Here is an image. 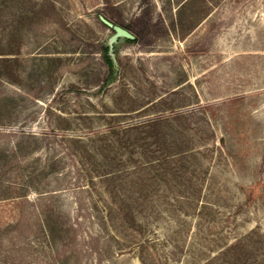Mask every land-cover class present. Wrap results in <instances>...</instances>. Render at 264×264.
Returning <instances> with one entry per match:
<instances>
[{
  "label": "rangeland",
  "instance_id": "1",
  "mask_svg": "<svg viewBox=\"0 0 264 264\" xmlns=\"http://www.w3.org/2000/svg\"><path fill=\"white\" fill-rule=\"evenodd\" d=\"M0 264H264V0H0Z\"/></svg>",
  "mask_w": 264,
  "mask_h": 264
},
{
  "label": "trees",
  "instance_id": "2",
  "mask_svg": "<svg viewBox=\"0 0 264 264\" xmlns=\"http://www.w3.org/2000/svg\"><path fill=\"white\" fill-rule=\"evenodd\" d=\"M127 30L132 34V35H134V37L136 38H138L139 36H141V32H140V30H137V29H134V28H131V27H127Z\"/></svg>",
  "mask_w": 264,
  "mask_h": 264
}]
</instances>
